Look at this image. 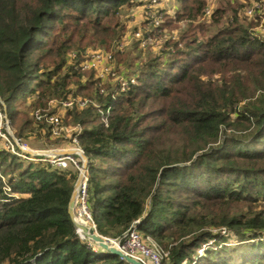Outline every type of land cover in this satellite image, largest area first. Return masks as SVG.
I'll return each mask as SVG.
<instances>
[{
  "label": "trees",
  "instance_id": "16d2710c",
  "mask_svg": "<svg viewBox=\"0 0 264 264\" xmlns=\"http://www.w3.org/2000/svg\"><path fill=\"white\" fill-rule=\"evenodd\" d=\"M210 1L175 0L183 29L141 58L134 37L120 50L134 0H0V112L17 140L57 146L33 113L73 102L61 123L80 129L102 238L123 241L138 221L160 264H264V36L241 15L251 0L208 13ZM101 49L125 86L82 70ZM75 181L0 148V264H129L79 239L67 213Z\"/></svg>",
  "mask_w": 264,
  "mask_h": 264
},
{
  "label": "built area",
  "instance_id": "2783aa9c",
  "mask_svg": "<svg viewBox=\"0 0 264 264\" xmlns=\"http://www.w3.org/2000/svg\"><path fill=\"white\" fill-rule=\"evenodd\" d=\"M158 0H151V4L155 5ZM251 11L248 12L250 14ZM153 20L149 23V30L147 31V37H144L143 32L134 33V38L140 41V46L144 47L146 41L151 37V28L159 27L160 21L158 16L151 14ZM151 27V28H150ZM153 29V28H152ZM145 34V33H144ZM112 62V56L109 53L94 51L83 61L81 67L82 70H94L98 73L100 78H103V75H109L112 78V82L119 81L121 86H125L124 77L120 75H115L113 70L109 67L106 68V65ZM60 104L62 110L69 109L72 107V101L66 102H56L51 101L50 105L56 106ZM79 108L84 107V102L77 101ZM33 117L36 121H42L49 125L50 133L53 138L66 139L69 141V146L64 149L42 151L31 149L20 140H17L11 130H9L8 120L2 116L0 112V139L4 140L5 148L14 156L31 161V162H46L51 166L59 169H72L76 173V181L78 185L76 187V196L74 201V207L79 212V216L83 217L85 226L95 230V226L90 217V213L87 207V182H88V173L86 168L87 160L83 159V151L78 145L77 134L80 129L77 127H72V134L69 137L63 136V132L66 131L61 123V117L58 114H41L39 110L33 113ZM4 129V131L2 130ZM6 132V133H5ZM68 155H62L61 152H68ZM75 181V182H76ZM8 191V190H7ZM138 221H135L131 228L126 233L123 241H115L106 239L111 245L120 251L123 255L128 256L140 264H160L163 253L159 246L154 243L149 238H143L136 230V225ZM98 235V234H97ZM78 236L84 240L85 237L82 236L81 232H78Z\"/></svg>",
  "mask_w": 264,
  "mask_h": 264
},
{
  "label": "rangeland",
  "instance_id": "374dc122",
  "mask_svg": "<svg viewBox=\"0 0 264 264\" xmlns=\"http://www.w3.org/2000/svg\"><path fill=\"white\" fill-rule=\"evenodd\" d=\"M209 1L210 0H208V2ZM216 1H218V0H211L210 1V3H209L210 6L208 7V13L211 12V10L213 11V8L216 5ZM232 1H235L238 4L247 5L245 0H232ZM175 8H176L175 0H158V2L155 5L151 4V0H134V6L132 7V9L129 12L126 13V19L128 20L127 30H126L124 36L120 40V43L122 45L120 50L130 51L133 49V45L135 43L134 42L135 40H133V37H134L133 34L136 32H140V31L145 32V36L147 37L146 34H147V31L149 30V28L147 29V27H149V23L151 22V20H153L151 17V14H155V13H156V16H160L159 21L161 23H162V21H165V17L172 19L173 20L172 21V23H173L172 28L173 29L169 28L168 26L162 27V29H163L162 32L160 31L157 35L152 34L150 39H148L146 41V50L143 49V47L139 46L140 48L138 47V50L134 51V55L140 53V57L142 58L146 55V53H147L146 51H148L150 53H156L164 45V43L167 40H169V39L176 40L179 32L183 29V23L176 21L175 16H174L175 15ZM249 11H251L250 14H248ZM208 15L209 14H206V16H208ZM241 15L242 16L244 15L248 19H254L255 18L254 23L257 25L255 27H253V32L255 33V35H258L261 37L264 36V29H263L264 0H251L250 6L245 7L243 12H241ZM256 17H257V19H256ZM162 18H163V20H162ZM97 51L103 52L102 49L97 50ZM107 67L111 68L116 76L122 71L121 66L115 62L109 63L108 65H106V68ZM97 75H98V73H97ZM120 76H122V75H120ZM102 83L103 84L104 83L112 84L113 83L112 78L109 75H107V76L103 75ZM63 113H64V111H62V109H61L58 112V115L60 117H62ZM62 125H63L64 129H66V131L63 132V136L69 137L73 132L71 129L72 127L70 125H65L63 123H62ZM2 130L4 131L3 128H2ZM9 130H10V128H9ZM67 139L68 138H66L64 140L62 139L61 140L62 143L60 145H57V146H50L47 143H45L43 141V139H37V137H31V139L24 140L25 142H22V143L31 149L50 151V150L67 148V146H69ZM1 147L6 150L5 143H4L3 139H0V148ZM73 213H74L75 217L79 216V212L76 209V207L73 208ZM81 218L84 221L82 216H81ZM76 232L78 235L79 231H76ZM79 239L81 241H85L91 247L98 248V246L94 242L88 240L87 238L82 240L79 237ZM108 244L110 246H112L111 243L108 242Z\"/></svg>",
  "mask_w": 264,
  "mask_h": 264
},
{
  "label": "water",
  "instance_id": "95a60500",
  "mask_svg": "<svg viewBox=\"0 0 264 264\" xmlns=\"http://www.w3.org/2000/svg\"><path fill=\"white\" fill-rule=\"evenodd\" d=\"M61 154L62 155H68L70 153L68 151V152H61ZM82 158L86 160L85 156H82ZM77 185H78V181H76L74 184L73 191L71 193V196H70V199L68 202V206H67L68 216H69L71 222L73 223L76 231L81 232L83 237L94 242L100 249L121 258L122 260L126 261L127 263H129V264H140L139 262L135 261L134 259L123 255L116 248L110 246L108 244V241L105 238H102L101 236L97 235L92 228L86 227L85 225H81V224H78L76 222L75 216L73 213V208H74V201H75V196H76Z\"/></svg>",
  "mask_w": 264,
  "mask_h": 264
},
{
  "label": "bare ground",
  "instance_id": "6f19581e",
  "mask_svg": "<svg viewBox=\"0 0 264 264\" xmlns=\"http://www.w3.org/2000/svg\"><path fill=\"white\" fill-rule=\"evenodd\" d=\"M75 220H76V222L78 223V224H81V225H85L86 223L82 220V218L81 217H75Z\"/></svg>",
  "mask_w": 264,
  "mask_h": 264
}]
</instances>
